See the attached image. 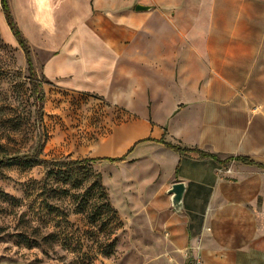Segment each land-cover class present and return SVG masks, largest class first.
<instances>
[{"label":"crops","instance_id":"crops-1","mask_svg":"<svg viewBox=\"0 0 264 264\" xmlns=\"http://www.w3.org/2000/svg\"><path fill=\"white\" fill-rule=\"evenodd\" d=\"M21 1L48 82L135 114L118 163L147 177L146 214L177 264H264V0Z\"/></svg>","mask_w":264,"mask_h":264},{"label":"rangeland","instance_id":"rangeland-1","mask_svg":"<svg viewBox=\"0 0 264 264\" xmlns=\"http://www.w3.org/2000/svg\"><path fill=\"white\" fill-rule=\"evenodd\" d=\"M9 2L31 66L18 41L8 39L0 12V264H177L167 233L146 214L153 193L143 191L147 177L138 176L139 169L125 180L120 163L99 161L72 174L88 182L75 189L62 183L44 186L53 167L13 160L122 157L132 139L124 143L121 128L135 114L99 95L48 82L42 74V47L48 43L23 14L22 1ZM96 175L123 221L119 230L92 220L104 211L94 188ZM111 243L113 254L106 257L103 251Z\"/></svg>","mask_w":264,"mask_h":264},{"label":"trees","instance_id":"trees-1","mask_svg":"<svg viewBox=\"0 0 264 264\" xmlns=\"http://www.w3.org/2000/svg\"><path fill=\"white\" fill-rule=\"evenodd\" d=\"M1 5H2V11L5 15L7 24L10 27L13 35L17 39L19 45L25 51V54L28 59V63L31 66L30 52L27 47L26 40L23 37L21 30L19 29L18 25L16 24L12 16L8 0H1ZM160 143L165 144L167 147L181 154L194 153L202 157L215 158L214 155L205 153L199 150L185 149L178 145H173L171 143H166L164 141H160ZM132 149L129 150V152H131ZM13 160L17 162H22L24 165L28 167H35L39 165H46V166L53 167V170L48 173L46 180L43 182L44 186L55 185V183H62L63 185H66V186L70 185L72 188H75V189H81L88 182H86L85 179H81L80 181L76 180L74 178L75 177L74 172L78 170H83L99 161H108L111 163L121 162L125 160V156L118 157V158H89V159H83V160L48 162V161L41 160L36 155H33L31 157L25 156L24 158H13ZM246 161L248 163H251V161L249 160H246ZM72 174L74 175V177L72 176ZM95 178H96V181L94 182V188L97 189V192L100 193V196L103 199L104 203L101 209H103L104 211L100 210V213L95 214L92 220H94L95 222H102L105 226H110L114 230H119L123 226V221L119 215V212L112 206L109 200V195L105 187L103 186L101 176L96 175ZM83 205H84V198H83ZM114 248H115L114 243L108 244L105 250L103 251L104 255L106 257L111 256L113 254Z\"/></svg>","mask_w":264,"mask_h":264},{"label":"water","instance_id":"water-1","mask_svg":"<svg viewBox=\"0 0 264 264\" xmlns=\"http://www.w3.org/2000/svg\"><path fill=\"white\" fill-rule=\"evenodd\" d=\"M137 10H148L149 7H143L141 5H138ZM185 193V185L182 183H177L174 184L171 188V190L169 191V195H172V204L174 209L179 212L181 211L183 205H182V200H183V196Z\"/></svg>","mask_w":264,"mask_h":264},{"label":"built area","instance_id":"built-area-1","mask_svg":"<svg viewBox=\"0 0 264 264\" xmlns=\"http://www.w3.org/2000/svg\"><path fill=\"white\" fill-rule=\"evenodd\" d=\"M196 264H202L199 260H197Z\"/></svg>","mask_w":264,"mask_h":264}]
</instances>
